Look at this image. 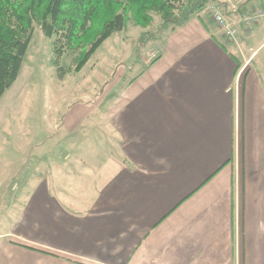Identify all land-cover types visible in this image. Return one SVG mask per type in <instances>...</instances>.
<instances>
[{
  "label": "crops",
  "instance_id": "0c3cea01",
  "mask_svg": "<svg viewBox=\"0 0 264 264\" xmlns=\"http://www.w3.org/2000/svg\"><path fill=\"white\" fill-rule=\"evenodd\" d=\"M166 32L81 120L26 144L0 181V264H264V57L231 53L207 10Z\"/></svg>",
  "mask_w": 264,
  "mask_h": 264
},
{
  "label": "rangeland",
  "instance_id": "374dc122",
  "mask_svg": "<svg viewBox=\"0 0 264 264\" xmlns=\"http://www.w3.org/2000/svg\"><path fill=\"white\" fill-rule=\"evenodd\" d=\"M251 1L221 0L218 4L223 6L225 15L227 16L226 12L229 11L236 12L234 14L240 16L239 22L242 24L237 28L230 20L233 28L237 30L234 37L221 31L235 46L229 47L231 53L239 55L243 50L246 56H249L251 48L258 50L259 58L256 63L259 67L260 59L264 57V47L261 48L264 43V28L256 34L255 38L246 40V36L253 34L255 26L260 22L264 24V18L254 23L255 16L264 8L248 10L246 7ZM210 7L206 9L208 12ZM247 17L252 18V21H248ZM166 30L168 31V28L164 27L161 18L156 15H154L153 25L147 29L137 27L130 22L124 32L114 34L104 43L81 73L71 71L63 80H60L54 64V40L44 36L40 25L35 24L34 35L19 79L0 99V181H3L5 175L20 164L27 143L40 141L46 137L51 138L56 133L54 130L56 122L61 125L74 116L77 120H81L87 113V108L96 106L101 102L104 94L114 90L115 79L119 73L140 72L143 68L141 64L143 57L150 60L157 59L159 56L157 48L163 45ZM145 33L155 35L157 41L142 46L139 40ZM76 57V54L66 50L60 60V66L72 70ZM84 95L87 96V100L83 97ZM103 104L104 107L110 108L114 104V96ZM104 112H97L92 122L104 124L99 136V144L102 143V147H109L113 153H117L113 135L105 129L107 119ZM88 127L86 120L82 128L74 135L76 140L83 141V145H87ZM66 151L72 152L67 147ZM3 220L0 221L1 233L6 231L8 223Z\"/></svg>",
  "mask_w": 264,
  "mask_h": 264
},
{
  "label": "trees",
  "instance_id": "16d2710c",
  "mask_svg": "<svg viewBox=\"0 0 264 264\" xmlns=\"http://www.w3.org/2000/svg\"><path fill=\"white\" fill-rule=\"evenodd\" d=\"M221 0H0V99L15 85L27 56L34 25L53 39L54 64L63 80L71 71L81 73L99 49L130 22L147 29L159 16L175 31ZM233 12H226V14ZM140 44L156 42L145 33ZM77 55L74 68L60 66L65 51Z\"/></svg>",
  "mask_w": 264,
  "mask_h": 264
},
{
  "label": "built area",
  "instance_id": "2783aa9c",
  "mask_svg": "<svg viewBox=\"0 0 264 264\" xmlns=\"http://www.w3.org/2000/svg\"><path fill=\"white\" fill-rule=\"evenodd\" d=\"M210 15L212 19L217 23L221 30H223L226 35L234 37L237 34V30L233 28L230 19L225 15L224 8L221 4H215L209 8ZM236 13V12H234ZM264 18V10H260V13L255 16L254 20L257 23L259 19ZM252 18H248V21H252Z\"/></svg>",
  "mask_w": 264,
  "mask_h": 264
}]
</instances>
